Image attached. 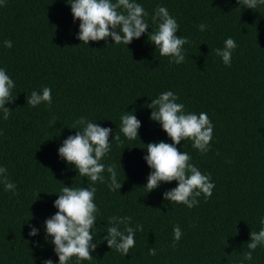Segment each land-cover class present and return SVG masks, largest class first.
Wrapping results in <instances>:
<instances>
[{
	"label": "trees",
	"instance_id": "16d2710c",
	"mask_svg": "<svg viewBox=\"0 0 264 264\" xmlns=\"http://www.w3.org/2000/svg\"><path fill=\"white\" fill-rule=\"evenodd\" d=\"M68 2L0 0V69L15 83V102L5 105L10 117L5 120L0 110V168L16 184L15 192L6 191L0 177V264H59L45 221L58 211L54 202L64 186L90 185L96 188L97 248L91 260L73 257L68 264H264V245L251 261L243 258L250 233L264 228V5L253 10L239 0H135L148 13L149 28L127 46L111 37L82 43ZM158 6L169 10L177 35L189 41L183 63L160 56L148 39L157 30L152 17ZM228 38L237 44L230 67L216 55ZM44 87L52 90L51 105H27L31 93L42 94ZM165 91L187 113H207L214 126L207 153L190 139L176 146L215 184L213 195L201 194L191 209L164 198L178 181L161 182L149 193L145 188L153 171L144 159L147 145L174 143L148 107ZM126 112L141 121L134 140L120 131ZM81 117L112 129L101 163L116 165L120 191L110 190L106 169L105 182L93 185L60 157ZM113 216L131 217L129 226L137 229L126 256L103 239ZM177 225L183 235L173 247ZM32 226L36 236L29 235Z\"/></svg>",
	"mask_w": 264,
	"mask_h": 264
},
{
	"label": "clouds",
	"instance_id": "9594fccd",
	"mask_svg": "<svg viewBox=\"0 0 264 264\" xmlns=\"http://www.w3.org/2000/svg\"><path fill=\"white\" fill-rule=\"evenodd\" d=\"M69 3V2H68ZM240 4L250 9H256L264 5V0H239ZM72 14L74 20H79L78 39L84 44L89 41H102L111 37L115 44L129 45L134 39H139L148 31L149 24L145 17L143 6L135 0H71ZM157 23V30L148 33V39L159 50L160 56L171 57L170 62L176 64L185 61L183 46L189 41L185 37L177 35L179 25L169 10L164 6H158L155 15L152 17ZM207 25H199L200 31H205ZM119 29V31H117ZM7 48H12V41H4ZM237 48L234 39L228 38L224 42L223 49L217 48L216 55L220 56L226 66H231L233 51ZM15 88L14 81L0 69V110L3 118L7 120L11 111L5 107L6 104L14 103L12 90ZM178 97L172 91L162 92L158 98L152 100L148 105L153 109L151 119L160 122L163 130L174 143L160 141L147 145L148 155L144 157L148 166L153 170L148 176L145 188L148 193L156 189L161 182L178 181V186L166 191L164 198L167 201L177 204H184L193 208L199 204L198 197L201 194L205 199L213 195L215 184L211 182V176L202 172L192 163L191 156L181 152L176 147L181 141L190 139L193 148L204 154L210 150V142L213 137V124L205 112L199 115L187 113L182 103H177ZM52 103V90L49 87L42 89V94L33 91L27 98V105L36 107L41 103ZM75 135L68 136L59 148V155L68 164L75 165L80 176H85L94 185L95 182L104 183L105 177L102 173L107 170L109 174V188L112 191L121 189L122 184L118 181L116 165H105L101 160L110 151L109 136L111 128L101 127L98 123L88 121L81 117L76 121ZM141 121L137 119L134 112H126L121 116L120 131L128 139H136ZM119 140V136H115ZM6 168H0L6 191L15 192L16 184L11 182L7 175ZM96 188L89 187L75 188L64 186L55 200L54 207L58 211L45 221L46 234L52 237L55 245L54 251L59 257V264H68L76 257L80 261L91 260L92 252L97 248L93 242L92 229L96 224L97 205L94 203ZM40 194V193H39ZM38 194V198H39ZM131 217H116L109 219L111 225L107 229V235L103 237L110 249H115L124 256L135 246V233L137 229L129 226ZM264 224V220L261 221ZM120 225H124L121 230ZM143 231V226H138ZM38 229L31 227L30 236H36ZM183 233L177 225L173 229V247L178 243ZM250 242L247 243L248 251L243 253L245 260L253 259V252L258 246L264 245V228L259 232L250 233ZM156 249L150 248L149 255L155 256ZM44 264H53L51 259L45 260Z\"/></svg>",
	"mask_w": 264,
	"mask_h": 264
}]
</instances>
